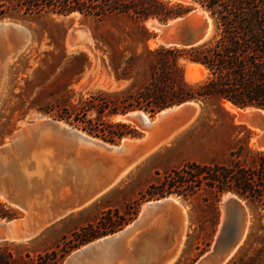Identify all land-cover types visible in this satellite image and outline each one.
<instances>
[{"label":"rangeland","instance_id":"rangeland-1","mask_svg":"<svg viewBox=\"0 0 264 264\" xmlns=\"http://www.w3.org/2000/svg\"><path fill=\"white\" fill-rule=\"evenodd\" d=\"M50 1L53 0H0V9L3 11L0 23L9 22L10 26L13 24L23 28L21 30L11 26L9 30L0 33V158L2 157L0 192L6 196L4 198L6 201L0 196V221L18 223V226L16 225L18 229L15 226L13 234L8 231L9 237L6 238L1 235L3 232L0 233V250L4 255L7 251L10 252V264H67L65 261L71 252L132 224L139 218L142 206L146 202L173 197L179 205L172 204L136 229L129 238L127 249L134 257H142L136 260L138 262L152 260L156 263H166L171 258L166 264H193L213 248L224 218L222 199L228 192L220 195L215 201L213 192L204 186L193 196L188 197L176 193L150 196L144 193L145 189L151 183L161 181L169 169L179 167L185 162H228L231 151L238 146L242 148L241 159L249 163L251 160L249 151L264 150L259 141L262 131L242 119L236 122L235 119L240 118V115L226 109L225 101L220 104L215 98L204 101L192 100L196 105L189 104L183 107L190 112L186 110L185 113L178 114L171 112L178 116V128L183 126L185 128L168 141L167 154L151 161L147 156L142 158L114 185L97 195L92 196L91 193L94 189H99L103 179L109 181L111 174L106 171L110 170V167L99 159L102 156L95 158L92 154L80 150L78 146L60 144L42 148L43 154L41 153L39 162L42 165L39 170L42 176L39 179V176H36L38 170L31 163L33 156L30 154L27 156L25 153L22 155L25 149L24 146L20 149L19 140L17 141L20 137L15 133L18 128L25 126V136L31 138L38 115L64 122L65 125H70L69 127L111 145L120 144L124 138H140L144 134V127L138 119L128 121L118 117L139 109L106 116L99 114L95 108L83 111L82 106L84 100L91 99L90 94L98 91L115 94L125 87L136 89L148 81L153 59L151 50L161 45L155 38L156 28L149 26L148 23L150 21L155 24L164 23L156 18L138 22L128 15L116 13L102 18L79 10L62 14L50 8ZM164 1L181 3L189 7L184 14L200 7L192 0ZM140 25L146 30L140 28ZM214 32L213 24L210 36ZM10 37L13 40L9 39ZM180 62L183 64L185 80L189 83H195L206 76L205 68L197 65L198 63L192 64L195 62L182 58ZM97 99L98 97L95 101ZM160 111L152 116L144 113L153 119ZM74 118L92 125V132L83 130L82 126L85 123L77 122ZM117 121L129 124L141 135L127 134L110 141L108 136L104 138L98 134L100 132L94 130L102 127L104 122ZM5 143H10L8 144L10 148L8 145L6 147ZM86 154L90 155L89 158ZM26 164H29L25 170L30 176L44 181L39 191L23 193L21 190L26 185L21 167ZM16 165H19V168ZM96 175L97 177L99 175L98 180ZM68 179L70 182L66 181ZM49 194H54L52 196L56 201L51 199L52 196L47 198ZM23 196L24 200L27 198L25 201L21 198ZM241 202L248 213L246 232L224 264L233 258L248 259L253 249L260 246V237L264 234L263 229L255 228L256 236H252L251 242L248 241L246 245L250 232L255 230L252 229L255 216L263 215L264 209L245 199H241ZM76 203L79 207L75 206ZM128 203L131 204L125 208ZM67 205L73 210H65L68 209ZM113 209H118V212L111 215L126 218L127 223L119 229L88 241L78 240L76 232L89 224L96 225L100 216L107 211L113 213ZM228 216L229 227L232 226L231 221L237 224L239 212L235 208L230 209ZM208 240L210 243L207 245ZM244 246L245 249L242 250ZM169 253L176 255L174 257ZM7 258L6 256L5 260Z\"/></svg>","mask_w":264,"mask_h":264},{"label":"trees","instance_id":"trees-1","mask_svg":"<svg viewBox=\"0 0 264 264\" xmlns=\"http://www.w3.org/2000/svg\"><path fill=\"white\" fill-rule=\"evenodd\" d=\"M192 1L208 13L214 24V34L194 46L155 47L151 50L150 77L145 84L136 89L125 87L115 94L106 91L90 94L91 99L83 102V111L95 108L99 114L111 116L139 109L152 116L169 106L209 98H215L220 104L229 101L238 107L255 105L264 109V0ZM49 6L62 14L74 10L87 11L101 18L113 13L125 14L138 22L148 18L165 22L189 10L181 3L164 0H53ZM1 14L3 11L0 9ZM139 27L146 30L143 25ZM180 58L202 65L206 76L195 83L186 81ZM74 119L85 123L83 130L92 132V125ZM94 130L104 138L108 136L110 141L127 134L141 135L134 127L121 121L104 122L102 127ZM241 152L242 148L238 146L231 151L230 160L223 163L185 162L169 169L161 181L151 183L144 193L150 196L176 193L188 197L204 186L213 192L215 201L228 192L264 209V150L249 151V163L241 159ZM117 212L118 209H113V213L107 211L96 225L82 227L75 233L78 240L88 241L121 228L128 219L111 215ZM262 218L264 214L255 216L252 229L264 230ZM256 229L250 232L246 245L252 236H256ZM259 242L260 246L253 249L248 259L233 258L226 264H264V234ZM209 243L210 240L206 244ZM10 259L9 251L4 255L0 250V264H10Z\"/></svg>","mask_w":264,"mask_h":264},{"label":"bare ground","instance_id":"bare-ground-1","mask_svg":"<svg viewBox=\"0 0 264 264\" xmlns=\"http://www.w3.org/2000/svg\"><path fill=\"white\" fill-rule=\"evenodd\" d=\"M197 10H199V13L200 14H204L206 17H207V19H208V21H209V24H210V27H209V30H208V36L207 37H209L210 36V34H212V32H213V23H212V20H211V18L207 15V13L206 12H204L200 7H197ZM9 23V22H8ZM8 23H6V22H1L0 24H3V25H5L6 27H8V28H10L11 26H14V27H18L19 29H21V30H23V28H21V27H19V26H17V25H11L10 26V24H8ZM148 25L149 26H151V27H155V22H153V23H151V21L148 23ZM12 28V27H11ZM7 30H9V29H7ZM11 30V29H10ZM5 32V31H4ZM7 33H8V31H7ZM11 34V33H10ZM10 34H8L9 36H10ZM6 36V35H5ZM21 36V35H20ZM4 37V36H3ZM7 37V36H6ZM8 38V37H7ZM6 38V39H7ZM9 39H11V40H13L11 37L9 38ZM9 41V40H8ZM8 41H6V42H8ZM13 42V41H12ZM8 44V43H7ZM9 44H10V42H9ZM8 44V45H9ZM18 44V43H17ZM19 46V45H18ZM7 47V46H6ZM5 47V48H6ZM9 47V46H8ZM7 47V48H8ZM6 48V49H7ZM11 48V47H10ZM17 49H19V48H17ZM11 53H12V51H10ZM14 52V51H13ZM5 53V52H4ZM9 55H10V53H9ZM15 54H13V56H14ZM12 56V57H13ZM9 57V56H8ZM10 58V57H9ZM8 60V59H7ZM5 62H6V60H5ZM192 64H196V63H192ZM197 65H199V66H201L202 68H204L202 65H200V64H197ZM2 67V66H1ZM4 70V69H3ZM4 72V71H3ZM2 75V74H1ZM1 80V79H0ZM1 84V83H0ZM189 104H192V105H196V103L195 102H193V101H191V102H188ZM187 103H183V104H181V105H179V106H173L172 108H167V109H164V110H162L161 112H159L158 114H156V116H154V118L153 119H151V118H149L144 112H142V111H133V112H130V113H127V114H125V115H118V117L120 116V118H122V119H124V120H128V121H133V120H141L142 122H144L145 123V127H144V133L146 134V135H148V136H150L151 135V139L152 140H154L155 139V142L157 141V140H159V141H169V139H171V137L176 133V132H179V131H181V129L183 130V128H185L184 126L182 127V128H178L177 130H169L168 129V125L170 124V123H172L170 120H168V118H164V115L165 114H167L169 111H172V110H174L175 111V113H185V109L183 108V106H185ZM224 107L226 108V109H228L230 112H233V113H235V114H237L238 116L239 115H241V113H243V112H249L250 110H252V108H250V107H245V108H239V107H237V106H235V105H233L232 103H230L229 101H225V103H224ZM198 109V108H197ZM130 115H136V116H140V118H138V117H128V116H130ZM37 119H36V124H40L42 121H46V120H48V119H46V118H44V116H41V115H38L37 117H36ZM35 119V118H34ZM240 118H236L235 119V121L237 122L238 120H239ZM191 120V119H190ZM140 121V122H141ZM141 122V123H142ZM189 122V121H188ZM24 123V122H23ZM57 123L58 124H63V125H65V123L63 122H59V121H57ZM26 124V123H25ZM24 124V125H25ZM184 124V123H183ZM28 125V124H27ZM65 126H67V125H65ZM70 126V125H69ZM147 126V127H146ZM187 126V125H186ZM19 130L18 131H14L15 133H16V136H19L20 137V139L19 138H17V141L19 140V143H20V149H22L23 148V146H24V151H22L23 153H22V155L25 153V154H27V156H28V154H30V156H33V162H31L32 164H33V166H35L34 168H37V170L38 171H36L37 173H36V176H39V179H41V176H42V174L39 172V170H40V168H42V165H40V161H41V153H42V150H39V149H34L32 146H28L27 145V143L26 142H28L27 140H26V136H25V126H23L21 129L20 128H18ZM78 132V134H79V137H80V140L81 141H83V142H85V143H82V144H79V149L80 150H83L84 152H87V153H95L97 156H102V158H99V159H102L103 160V163L104 164H106V165H112V166H109L111 169L110 170H108V171H106V172H109L110 174H111V177H110V179H109V181L108 182H106V180L104 181V179L101 181V183L99 184V189L97 190H93L92 191V196L93 195H97V193H99V192H101L102 190H106V189H108V188H110L112 185H114L118 180H120V178L121 177H123L124 175H125V173L133 166V165H135L136 164V162H138L139 161V159L141 158V156L146 152V151H148V150H140V149H138V145H137V143H138V141L140 142L141 141V139L142 138H135V139H128V138H124L122 141H121V143L120 144H118V145H111V144H108L107 142L105 143V142H103V141H101V140H99V139H96V138H93V137H90V136H88L87 134H85V132H82V131H77ZM38 133H39V135H43V130L42 131H38ZM13 135V134H12ZM15 135V134H14ZM145 135V136H146ZM22 136H24V137H22ZM12 137V136H11ZM174 137V136H173ZM14 138V137H13ZM13 138H12V140H13ZM146 139V138H145ZM253 140H254V138H253ZM7 142V141H6ZM144 142V141H143ZM164 142H162L163 144H164ZM17 143V142H16ZM24 143H26V144H24ZM149 143V142H148ZM153 143V142H152ZM161 143V142H160ZM6 144V143H5ZM8 144H10V143H8ZM8 144H6V147H7V145ZM158 144V143H157ZM157 144H152V146H150L148 149H151V148H155V146L157 145ZM18 145V144H17ZM22 145V146H21ZM160 145V144H159ZM159 145H158V147H159ZM162 145V144H161ZM2 146V145H1ZM4 146V145H3ZM9 146V145H8ZM77 147V148H78ZM90 147V148H89ZM157 147V146H156ZM8 148H10V146L8 147ZM14 148H16V146L14 147ZM17 149V148H16ZM15 149V150H16ZM262 149V148H261ZM13 150V149H12ZM19 149H17V151H18ZM153 150V149H152ZM3 151V150H2ZM16 151V152H17ZM83 151H82V153H83ZM11 152V151H10ZM20 152V151H19ZM79 152V151H78ZM78 152H76V153H78ZM81 153V152H80ZM81 153V154H82ZM43 154V153H42ZM81 154H78V155H81ZM84 154V153H83ZM148 154V153H147ZM3 155H5L4 153H3ZM17 155H18V153H17ZM20 156H21V154H19ZM145 155H146V153H145ZM149 155V154H148ZM26 156V157H27ZM84 156V155H83ZM88 156H90V155H88ZM87 156V154H86V157L87 158H89ZM79 157V156H78ZM77 157V158H78ZM82 157V156H81ZM144 157V156H143ZM2 158V157H1ZM0 158V159H1ZM7 158V157H6ZM22 158H24V157H22ZM22 158H19V159H22ZM75 158V157H74ZM87 158H86V160H87ZM4 159V158H3ZM83 159V158H82ZM91 159V158H90ZM8 160V159H7ZM4 161V160H3ZM2 161V162H3ZM76 161V160H75ZM1 162V161H0ZM77 162H78V160H77ZM88 162V161H87ZM9 163V162H8ZM13 163V162H12ZM17 163V162H16ZM19 163V162H18ZM17 163V164H18ZM3 164V163H2ZM6 164V163H5ZM1 165V164H0ZM10 165V164H9ZM8 164H7V166H9ZM13 165V164H12ZM29 164H26L25 166L24 165H22V170H23V177H24V182H25V188L24 189H21L22 190V192L23 193H27V192H31V191H39L40 190V188L43 186V182L41 181V180H39V179H35V178H33L32 176H30V173L27 171V170H25V167L26 166H28ZM17 166V165H16ZM5 167V166H4ZM15 167V166H14ZM18 168H19V165L17 166ZM16 167V168H17ZM24 167V168H23ZM77 168V167H76ZM114 168V169H113ZM10 169H11V167H10ZM3 170V169H2ZM4 170H6V168L4 169ZM12 170V172H13V169H11ZM17 170V169H16ZM15 170V171H16ZM1 171V170H0ZM18 171V170H17ZM20 172H21V170H19ZM2 172V171H1ZM8 172V171H7ZM10 172V171H9ZM11 173V172H10ZM19 173V172H18ZM16 174H17V172H16ZM21 174V173H20ZM100 174H102V173H100ZM13 175V174H12ZM35 176V175H34ZM102 176V175H101ZM11 177V176H10ZM32 177V178H31ZM68 177V176H67ZM94 177V176H93ZM96 177H97V175H96ZM98 177H99V175H98ZM98 177H97V180H98ZM56 178V177H55ZM84 178V177H83ZM92 178V177H91ZM11 179V178H10ZM69 179H72V178H69ZM69 179L68 180H66V181H68V182H70L69 181ZM57 180V179H56ZM73 180V179H72ZM86 180V179H85ZM88 180V179H87ZM86 180V181H87ZM94 180V179H93ZM96 180V179H95ZM96 180V181H97ZM65 181V182H66ZM74 181V180H73ZM81 181H82V179H81ZM89 181V180H88ZM92 181V180H91ZM104 181V182H103ZM9 182V181H8ZM7 182V183H8ZM68 182H67V184H68ZM72 182V181H71ZM79 182V181H78ZM83 182V181H82ZM19 184L21 183V182H18ZM23 183V182H22ZM53 183H55V182H53ZM91 183V182H90ZM8 184H10V183H8ZM8 184H7V186H8ZM14 184V183H13ZM72 184V183H71ZM85 184H86V182H85ZM94 184H95V182H94ZM97 184H98V181H97ZM24 185V184H23ZM64 185V184H63ZM62 185V186H63ZM69 185H70V183H69ZM88 185H89V183H88ZM3 186V185H2ZM19 186V185H18ZM21 186V185H20ZM48 186V185H47ZM54 186V185H53ZM65 186V185H64ZM63 186V187H64ZM73 186V185H72ZM72 186H70L71 188H73ZM6 187V186H5ZM13 187V186H12ZM60 187V186H59ZM80 187H81V184H80ZM83 187V186H82ZM18 188V187H17ZM51 188V187H50ZM61 188V187H60ZM67 188V187H66ZM65 188V189H66ZM78 188V187H77ZM84 188V187H83ZM11 189V188H10ZM59 189V188H58ZM3 190H4V188H3ZM6 190V189H5ZM80 190H82V189H80ZM11 191V190H10ZM45 191V190H44ZM47 191H48V189H47ZM59 191V190H58ZM72 191H74V190H72ZM83 192V191H82ZM17 193V192H16ZM18 193H20V192H18ZM28 193V194H29ZM42 193H44V192H42ZM50 193V192H49ZM72 193V192H71ZM78 193V192H77ZM7 194V193H6ZM47 194V193H46ZM56 194V193H55ZM61 194V193H60ZM70 194V193H69ZM68 194V195H69ZM76 194V193H75ZM21 195V194H20ZM35 195H36V193H35ZM45 195V194H44ZM54 196V194H49V197L47 196V198H50L51 196ZM79 194H77V196H78ZM0 196L1 197H3L2 199H4V198H6V196H4V194H2L1 192H0ZM19 196V195H18ZM17 196V197H18ZM37 196V195H36ZM38 196H40V195H38ZM53 196L51 197V199L53 198ZM80 196H81V192H80ZM79 196V198L81 199V197ZM0 197V198H1ZM43 196H41V198H42ZM68 197V196H67ZM71 197V196H70ZM73 197H74V194H73ZM11 198V197H10ZM9 198V199H10ZM22 199L24 198V196L23 197H21ZM26 198V197H25ZM38 198V197H37ZM78 198V197H77ZM77 198H76V200H77ZM92 198V197H91ZM167 199H169V200H171L174 204H178L179 205V202L175 199V198H173V197H166ZM8 199V200H9ZM15 199H16V197H15ZM21 199V200H22ZM27 199V198H26ZM25 199V200H26ZM54 199V198H53ZM72 199V198H71ZM70 199V200H71ZM5 201H6V199H4ZM24 200V199H23ZM24 200V201H25ZM42 200V199H41ZM47 200V199H46ZM55 200V199H54ZM73 200V199H72ZM87 200V199H86ZM50 201V200H49ZM49 201H47V202H49ZM52 201V200H51ZM56 201V200H55ZM80 201V200H79ZM83 201V200H82ZM29 202V201H28ZM71 202H73V201H71ZM78 202V201H77ZM81 202V201H80ZM84 202V201H83ZM83 202H82V205H83ZM154 202V200L153 201H149V202H146L145 204H143V206H142V209H141V212H140V214H139V218L138 219H136L134 222H136L137 220H139L142 216H143V214H144V212L147 210V208H148V206H149V204H151V203H153ZM79 203V202H78ZM78 203H76L75 204V206L77 207H79V205H78ZM13 204V203H12ZM15 205V204H14ZM17 205V204H16ZM50 205V204H49ZM19 206V205H18ZM23 206V205H22ZM69 205H67V207H68ZM72 206H73V204H72ZM75 206H73L74 208H75ZM81 206V205H80ZM27 207V206H26ZM48 207H50V206H48ZM54 207V206H53ZM63 207V206H62ZM24 208H25V206H24ZM26 209V208H25ZM50 210L52 209V208H49ZM61 209V208H60ZM69 209H72V207H68V209H65V210H69ZM55 210V209H54ZM64 210V211H65ZM73 210V209H72ZM59 211V210H58ZM62 213H63V209H62ZM56 214H58L57 212H56ZM56 217V216H55ZM60 217V216H59ZM52 218H54V217H52ZM57 218V217H56ZM6 220H4V221H0V224H2V225H0V233L1 232H3V234H1V235H4L6 238L7 237H9V234H8V231H11L10 233L11 234H13L14 232L13 231H15L16 229H18L17 228V224H16V222H13V221H9V222H5ZM134 222H132V224H134ZM20 223V222H19ZM132 224H129L128 226H126V228H124V230H126V229H128V228H130L131 226H132ZM17 225V226H16ZM16 226V229L14 230V227ZM19 231V230H18ZM184 231V230H183ZM120 232L121 231H119V232H116V233H114V234H111V235H108V236H103V237H101V238H98V239H96V240H94L93 242H90V243H88V244H85V245H83V246H81L80 248H78V249H76L75 251H73V252H71V254H70V256L67 258V260L65 261L67 264H126L127 263V260L126 259H122V258H116V256H121V255H123L122 254V252H121V250H119V248L117 247V246H114L113 245V243H110V242H108L107 240L109 239V238H112V237H116V236H118L119 234H120ZM182 239V238H181ZM181 242V241H180ZM129 243V242H128ZM177 243H178V241H177ZM180 245V244H179ZM177 248V247H176ZM172 250V249H171ZM176 250V249H175ZM127 252H130L129 251V249H127L126 250ZM167 252H171V251H167ZM176 252V251H175ZM173 253V252H172ZM172 253H169V254H171L172 255ZM176 255V254H175ZM175 255H172V256H174L175 257ZM169 261H171V258L166 262V263H168ZM166 263H162V264H166Z\"/></svg>","mask_w":264,"mask_h":264},{"label":"water","instance_id":"water-1","mask_svg":"<svg viewBox=\"0 0 264 264\" xmlns=\"http://www.w3.org/2000/svg\"><path fill=\"white\" fill-rule=\"evenodd\" d=\"M200 8L204 12H206L202 7ZM209 27L210 24L207 17L204 14H200L199 10L194 9L192 12H188L187 14L173 17L170 20L168 19L164 23L155 24V28L157 30L155 34V38L163 46H178V47L194 46L206 41L209 38L207 37ZM14 28L19 29L18 27H14ZM7 29L8 27H6L3 24H0V33H3ZM188 102H191V100L173 106H179L183 103H187L186 105H189ZM173 106H169L164 109L172 108ZM245 107H250L252 108V110H250L249 112L241 113L239 117L240 119L244 120L246 123L262 131V134L259 136V141L261 145L264 146V109L255 105H249ZM245 107H239V108H245ZM185 110L190 112L189 109H185ZM171 112H175V111L174 110L169 111L167 114L164 115V118H168V120H172L171 121L172 123L168 125V129L175 130L178 127L177 124L178 116L171 114ZM128 117L140 118V116H136V115H130ZM187 119H189V117ZM141 124L143 127H145L144 122H142ZM42 130L44 132L43 135H39L38 131L40 132ZM77 131L78 130L75 128L65 126L63 124L62 125L58 124L56 120L48 119L46 121H42L40 124L35 125V130L32 133V137L31 138L26 137V140L28 141L26 143L28 146H32L34 149H39V150H41L42 148H49L51 146H59L60 144L61 145L63 144L65 146L76 147L79 146V144L85 143L80 140ZM91 154L95 158L100 157L97 156L95 153H91ZM172 204L174 203L167 198L154 200L153 203L149 204L143 216L139 220L134 222V224H132L130 228L126 230L122 229L120 230L121 232L118 236L109 238L107 241L113 243L114 246H117L123 254L121 256H116V258L126 259L128 261L126 264H162V263H156L152 260H148L145 262H138L136 260L142 259V257L141 256L134 257V255L131 252H127L126 250L128 248L127 245L129 238L136 231V229H138L140 226L145 224L148 220H150V218H152L158 212L164 210L167 207L172 206ZM222 206L224 208V218L222 221L221 229L215 239L213 248L210 251H208L206 254L195 260L193 264H224L226 260L230 257L232 252L235 250V248L242 241V238L247 228L248 213L245 210V207L243 206L241 199L233 193H228L222 199ZM231 208H235L237 212H239V220L237 221V224H234V221H231L232 226L229 227L228 224L230 222V218L228 215Z\"/></svg>","mask_w":264,"mask_h":264},{"label":"crops","instance_id":"crops-1","mask_svg":"<svg viewBox=\"0 0 264 264\" xmlns=\"http://www.w3.org/2000/svg\"><path fill=\"white\" fill-rule=\"evenodd\" d=\"M175 130H177V129H175ZM146 134L144 133L140 138H142L141 139V141L139 142L138 141V143H137V145H138V149H142V150H148V151H146L145 153H146V155H145V153L141 156V158L139 159V160H141L142 158H144V157H148V160H152V159H154V158H156V157H164L167 153V149H168V147H166V145L168 144V141L166 142H164V141H159V140H157L156 142H155V139L154 140H152L151 139V135L150 136H148V135H146ZM178 135V132H176L173 136H177ZM172 136V137H173ZM171 137V138H172ZM146 138V139H145ZM144 141V142H143ZM169 141H170V139H169ZM149 142V143H148ZM153 142V143H152ZM161 142V143H160ZM162 142H164V144L162 143ZM158 143V144H157ZM152 144H157L156 146H155V148H151V149H148L150 146H152ZM160 144V145H159ZM162 144V145H161ZM158 145H159V147H158ZM153 149V150H152ZM149 155H148V154ZM144 156V157H143ZM139 162V161H138Z\"/></svg>","mask_w":264,"mask_h":264}]
</instances>
